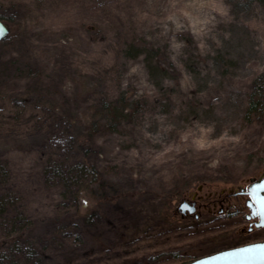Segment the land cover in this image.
Returning <instances> with one entry per match:
<instances>
[{
	"label": "rangeland",
	"instance_id": "obj_1",
	"mask_svg": "<svg viewBox=\"0 0 264 264\" xmlns=\"http://www.w3.org/2000/svg\"><path fill=\"white\" fill-rule=\"evenodd\" d=\"M0 18V264H181L235 244L180 205L264 170V0H0ZM106 102L127 116L87 152L70 138Z\"/></svg>",
	"mask_w": 264,
	"mask_h": 264
},
{
	"label": "flooded vegetation",
	"instance_id": "obj_2",
	"mask_svg": "<svg viewBox=\"0 0 264 264\" xmlns=\"http://www.w3.org/2000/svg\"><path fill=\"white\" fill-rule=\"evenodd\" d=\"M263 179L264 170L252 177L246 184H239L235 188L220 194H200L195 192L189 197L182 199L181 204L183 203V207H180V212L183 217L194 216L197 219L201 218V220L205 217L207 219L204 222L207 224L217 222L219 227H213V229L224 228L223 224L236 226L234 227L236 230V242L225 249L264 241V223H261V208L257 200L259 196L264 195V190L258 192L250 189L251 184ZM201 207L205 208L206 214H209V216L202 215ZM196 259L187 260L181 264H186Z\"/></svg>",
	"mask_w": 264,
	"mask_h": 264
},
{
	"label": "water",
	"instance_id": "obj_3",
	"mask_svg": "<svg viewBox=\"0 0 264 264\" xmlns=\"http://www.w3.org/2000/svg\"><path fill=\"white\" fill-rule=\"evenodd\" d=\"M9 26L0 18V40L9 33ZM251 190H264V179L250 185ZM261 208V223H264V195L257 198ZM183 207V203L180 205ZM186 264H264V241L224 249L202 256Z\"/></svg>",
	"mask_w": 264,
	"mask_h": 264
},
{
	"label": "trees",
	"instance_id": "obj_4",
	"mask_svg": "<svg viewBox=\"0 0 264 264\" xmlns=\"http://www.w3.org/2000/svg\"><path fill=\"white\" fill-rule=\"evenodd\" d=\"M256 88H263L261 87L260 83L256 84ZM261 101L258 99L255 100L253 97H251L250 103H249V111L253 110L258 106V104ZM98 111V110H97ZM100 113H97L96 116H98L97 119L93 120L90 125L85 128L84 130L82 129L81 131H78V136L76 137H71V141H76L75 143L80 146V147H85L86 151L88 152L89 148L87 145L91 146L90 138L92 135L96 133L99 129H108V128H115L116 125L121 122L122 119H124L127 116V113L125 111V105L123 106H113L111 103H104L103 107L99 111ZM94 115H92L93 118ZM66 122L72 125V123H81V118L78 114L73 115L72 117L68 118ZM78 166L82 169L81 171H86L88 173H94V175L98 174L93 170L91 167L89 168L87 163L84 162H78ZM3 198H0V205L3 203ZM11 264H25L23 261H12Z\"/></svg>",
	"mask_w": 264,
	"mask_h": 264
}]
</instances>
